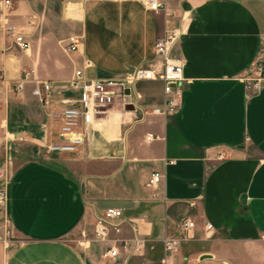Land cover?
Segmentation results:
<instances>
[{
  "label": "crops",
  "instance_id": "crops-1",
  "mask_svg": "<svg viewBox=\"0 0 264 264\" xmlns=\"http://www.w3.org/2000/svg\"><path fill=\"white\" fill-rule=\"evenodd\" d=\"M144 1L12 0L9 20L32 45L21 49L0 33V150L12 156L13 237L0 241V264H264V85L248 87L264 72V0H165L157 11ZM174 28L185 77L177 112H152L163 85L140 81L144 112L113 105L75 152L48 149L63 107L81 91L38 96L34 81L17 90L24 72L59 85L77 69L123 79L152 62L156 39ZM72 36L80 43L67 49ZM153 171L164 175L157 195L147 186ZM110 206L123 207L150 239L145 253L109 261L101 244L83 241ZM185 218L195 228L166 254L162 237L182 235ZM124 234H133L129 224Z\"/></svg>",
  "mask_w": 264,
  "mask_h": 264
},
{
  "label": "built area",
  "instance_id": "built-area-1",
  "mask_svg": "<svg viewBox=\"0 0 264 264\" xmlns=\"http://www.w3.org/2000/svg\"><path fill=\"white\" fill-rule=\"evenodd\" d=\"M144 4L152 10L166 8L165 0H145ZM13 6L12 0H0V33H6L12 37L14 43L21 49H30L31 41L19 27L9 20V12ZM178 28L169 29L159 36L154 45V58L146 65L133 67L123 79L115 78H90L83 69H77L74 76L61 85L51 80H40L32 76L30 72H24L23 76L15 84V89L20 90L27 81L35 82L34 93L38 96L48 94L54 87H71L79 89V98L70 99L63 107L59 117V139L48 145L53 152H75L83 145L89 135V131L97 119L106 114L113 105H120L125 109L132 104L135 111L145 110L142 107V94L137 90L136 84L140 81H159L163 85V104L155 107L152 112L164 116L177 112L182 105V83L184 77V60L173 54V49L181 37ZM80 43L79 36L69 38L66 48L75 49ZM264 85V72L256 77L248 79V87L258 91ZM2 95L0 93V104ZM67 102V101H66ZM153 133L146 136L148 141L154 139ZM5 155L0 163V241L10 242L12 237V222L9 213V183L12 156L5 145ZM164 175L159 171H153L148 179L147 186L157 195L159 184ZM129 224L132 235L124 234V225ZM182 235H164L161 239L163 250L166 254L179 251L182 241L188 239L190 230L195 228V222L189 218L179 222ZM211 223L206 224V229H212ZM83 241L96 242L103 246L102 258L115 261L125 256L145 253L150 239L139 234L135 221L125 216L123 207L110 206L97 215L93 229V236L88 237L83 232Z\"/></svg>",
  "mask_w": 264,
  "mask_h": 264
},
{
  "label": "rangeland",
  "instance_id": "rangeland-1",
  "mask_svg": "<svg viewBox=\"0 0 264 264\" xmlns=\"http://www.w3.org/2000/svg\"><path fill=\"white\" fill-rule=\"evenodd\" d=\"M1 152H2V151L0 150V154H1ZM1 155H2V157L0 156V157H1V160H0V161L2 162L3 159H4V155H5V149H4V153L1 154ZM82 236H83V235H82ZM86 236H87V238H88V237H92V236H93V231L90 232V233H86ZM181 244H182V243H181ZM122 257H125V256H122ZM132 257H133V256H132ZM132 257H131V258H132ZM126 258H127V257H126ZM129 258H130V257H129Z\"/></svg>",
  "mask_w": 264,
  "mask_h": 264
},
{
  "label": "water",
  "instance_id": "water-1",
  "mask_svg": "<svg viewBox=\"0 0 264 264\" xmlns=\"http://www.w3.org/2000/svg\"><path fill=\"white\" fill-rule=\"evenodd\" d=\"M125 109H126V110H130V111H134V110H135V107H134V105L129 104V105H126ZM206 256H207V255H206Z\"/></svg>",
  "mask_w": 264,
  "mask_h": 264
}]
</instances>
